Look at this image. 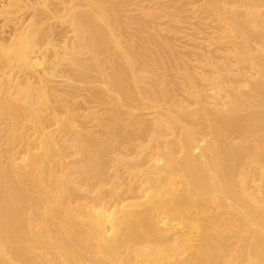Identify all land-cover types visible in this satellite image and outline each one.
Segmentation results:
<instances>
[{
    "label": "bare ground",
    "instance_id": "6f19581e",
    "mask_svg": "<svg viewBox=\"0 0 264 264\" xmlns=\"http://www.w3.org/2000/svg\"><path fill=\"white\" fill-rule=\"evenodd\" d=\"M238 242L264 264V0H0V264Z\"/></svg>",
    "mask_w": 264,
    "mask_h": 264
},
{
    "label": "rangeland",
    "instance_id": "374dc122",
    "mask_svg": "<svg viewBox=\"0 0 264 264\" xmlns=\"http://www.w3.org/2000/svg\"><path fill=\"white\" fill-rule=\"evenodd\" d=\"M175 43H173L172 45L173 46H175L174 48L177 50H179V51H181V49H179L178 47H179V45H181V44H178V42H176L175 40H173ZM178 44V45H177ZM175 49H173V50H175ZM174 51L175 52V54H174V52H173V54L175 55V59L176 60H172V62H170V65H169V67H174V68H171L173 71H175V70H179V72L180 71H184V69H186V70H188L189 68H192V69H190V70H188L187 72H189V71H192L193 70V72H194V75H193V72H189L188 74V76H192L191 78H195L194 79V81L196 80V79H199V78H196V75L199 73V70L197 71V69L194 67V69H193V67L192 66H190L189 64H187V63H190V61L189 62H187L188 60H190L191 59V57H193L190 53H188V52H182V54L180 55V53L181 52H179L178 50V53H176L177 51ZM183 53H184V56H182L183 55ZM185 53H186V55H185ZM188 53V54H187ZM179 55V57L180 58H178V55ZM190 55H191V57H190ZM189 56V57H188ZM182 57V58H181ZM185 57V58H184ZM188 57V58H187ZM181 59V60H180ZM183 59V60H182ZM177 60H178V62H177ZM184 60H186V61H184ZM180 61V62H179ZM175 62V63H174ZM184 64V66H183V64ZM186 62V63H185ZM173 63V64H172ZM180 64V65H179ZM182 64V65H181ZM163 66V67H162ZM165 65H162V64H160V69L158 70L160 73L161 72H163V73H159L160 74V76H161V78L163 77L162 75H164V78L166 77L167 78V76H168V80H170V81H168L167 80V82H169L168 84H169V86H171V83L173 84L172 86H171V88L173 89H176L177 88V90L176 91H179L178 89L180 88V86H178V85H176L177 84V80L175 79V74H174V72H172V70H168V69H170L169 67H167L168 65L166 64V66L164 67ZM178 67V69H175V68H177ZM189 66V67H188ZM162 67V68H161ZM167 67V68H166ZM180 67H181V69H180ZM184 67V68H183ZM164 68V69H163ZM166 71H170V73L169 72H167L166 73ZM165 72V73H164ZM195 72H198V73H195ZM173 73V74H172ZM191 73H192V75H191ZM159 76V75H158ZM160 76L158 77V83L159 82H161V80L163 79H161L160 78ZM175 79V80H173V82L175 83H173L172 82V79ZM197 77H199V74H198V76ZM166 80V79H165ZM181 80H183V79H181ZM198 81V82H197ZM197 81H195V82H197V84H199V83H201V82H199L200 80H197ZM181 82V81H180ZM203 83V82H202ZM175 85V86H174ZM170 88V87H169ZM203 88V87H202ZM206 88H208L207 86H204V88L203 89H206ZM175 92V91H174ZM175 93H177V92H175ZM206 93H209V91L208 92H206ZM42 124H44V122L42 123ZM31 131V130H30ZM5 151H2V153H1V155H2V162L3 161H6V159H5ZM248 227L247 226H243L242 227V230L240 231L241 233H244V232H246V229H247ZM237 246H238V251H237V253L235 254V255H243V256H241V257H235L236 258V263H238V264H244V263H246V262H248V260H249V258L247 257V254H246V252H244L243 254H240V252H239V250L243 247L242 245H240V242H238L237 243ZM258 247H262V246H259V245H257ZM216 252V258L218 259V260H220L219 261V264H228L229 263V261L231 260V257H230V254H228L227 252L226 253H223V252H220V251H215ZM261 255H264V252H261L260 253ZM215 259V257L214 258H212V259H210V261H213Z\"/></svg>",
    "mask_w": 264,
    "mask_h": 264
}]
</instances>
